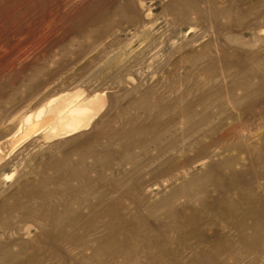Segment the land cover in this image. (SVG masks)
<instances>
[{"label": "rangeland", "instance_id": "obj_1", "mask_svg": "<svg viewBox=\"0 0 264 264\" xmlns=\"http://www.w3.org/2000/svg\"><path fill=\"white\" fill-rule=\"evenodd\" d=\"M263 29L264 0H0V264H264ZM72 93L88 125L22 136Z\"/></svg>", "mask_w": 264, "mask_h": 264}, {"label": "bare ground", "instance_id": "obj_2", "mask_svg": "<svg viewBox=\"0 0 264 264\" xmlns=\"http://www.w3.org/2000/svg\"><path fill=\"white\" fill-rule=\"evenodd\" d=\"M264 30V29H263ZM101 104H103V98L102 95L100 94H96L90 98L84 99V100H80L79 99V95L78 93H72V94H68L62 98H54L52 100H48V103L44 106H42L36 113V119L32 120L30 116L26 117V127L23 130V135H27L30 132H33L37 129L38 126H40L41 124L45 123L44 125H47L46 122H53V120L55 119L54 124H50L52 125V127L50 128L49 131V135L52 137L63 133V132H67V133H71L73 131H76L78 129H80L81 127H85L84 125L88 122V120L91 118V116H93V114L95 112H99L97 111V109L102 106ZM102 108V107H100ZM99 108V109H100ZM204 112L203 110L200 111ZM35 116V115H34ZM41 116V117H40ZM93 118V117H92ZM91 118V119H92ZM90 122V121H89ZM42 125V126H44ZM88 125V123H87ZM130 125V124H129ZM87 127V126H86ZM238 127V126H236ZM233 128V127H232ZM227 131L230 133L231 129ZM39 130V129H38ZM41 131V130H40ZM36 132V131H35ZM34 132V133H35ZM226 132V131H225ZM234 132V131H233ZM232 132V133H233ZM235 133V132H234ZM237 133V132H236ZM223 132H221V136ZM227 134V133H226ZM225 134V135H226ZM219 135V134H218ZM232 135V134H231ZM236 135V134H235ZM63 136V135H61ZM60 136V137H61ZM227 136V135H226ZM220 137V135H219ZM225 137V136H224ZM229 137V136H228ZM231 137V136H230ZM233 137V136H232ZM22 138V137H21ZM49 138V137H47ZM234 138V137H233ZM208 139V138H207ZM226 139V137H225ZM232 139V138H231ZM136 140V139H135ZM12 141V140H11ZM206 141V140H205ZM208 141V140H207ZM231 141V140H230ZM13 142V141H12ZM14 143V142H13ZM210 143H213V141L211 140ZM221 143V142H220ZM229 143V142H228ZM127 145V144H126ZM234 150V149H232ZM232 152V151H231ZM234 154V153H233ZM236 154V153H235ZM231 155V154H230ZM4 156V154L0 151V159ZM224 157V155H223ZM229 157V156H228ZM166 158V157H164ZM227 158V157H226ZM225 158V159H226ZM241 158V157H240ZM242 161L245 162V160L243 158H241ZM172 159H170L171 161ZM220 160V159H219ZM223 160V158H222ZM182 161V160H181ZM229 161V160H227ZM238 161V160H237ZM251 161V160H250ZM159 163V162H158ZM179 163V162H178ZM211 163V162H210ZM246 163V162H245ZM237 164V163H236ZM209 165V164H208ZM210 167V166H209ZM152 168V167H150ZM160 168V167H159ZM154 169V168H153ZM155 169H157L155 167ZM168 170V165L164 164L162 166V168H160V170H158V172H166ZM226 170V169H225ZM224 170V171H225ZM228 170V169H227ZM139 172H141V169L138 170ZM155 171V170H152ZM144 172L146 174H148L149 176L151 175V171H146L144 170ZM144 172L139 173V177L140 179L136 181L137 186L140 185L145 178L144 176ZM228 173V172H227ZM215 175V174H214ZM243 176V175H242ZM242 178V177H241ZM134 181V180H133ZM226 181V180H225ZM216 184V183H215ZM221 190V189H220ZM215 192V191H214ZM143 193V192H142ZM216 193V192H215ZM214 193V194H215ZM213 194V193H212ZM212 198V197H210ZM213 199V198H212ZM120 201V200H119ZM211 201V200H210ZM210 203V202H209ZM111 205V206H110ZM212 205V203H211ZM110 206V207H109ZM106 210H112L113 209V202L107 204L106 206ZM182 208V207H181ZM184 208V207H183ZM184 215V214H183ZM59 222V221H58ZM119 224H121V226L126 227V224L124 223V221H119ZM45 232V231H44ZM128 234V233H127ZM48 236V235H47ZM49 238V236H48ZM112 241V240H110ZM113 243V242H112ZM119 244H121V242H115L113 243V246H119ZM38 250V248H37ZM41 252V251H40ZM19 260V259H18ZM22 261V260H21ZM25 262V260H23ZM14 262V261H13ZM11 262V263H13ZM21 262V263H24ZM16 263V262H15ZM18 263V261H17ZM16 263V264H17ZM26 263V262H25ZM24 263V264H25ZM20 264V263H19Z\"/></svg>", "mask_w": 264, "mask_h": 264}]
</instances>
